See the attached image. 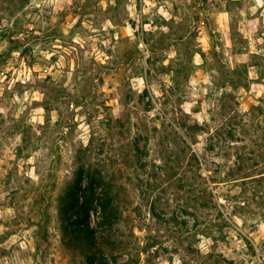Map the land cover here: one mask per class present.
<instances>
[{
	"label": "rangeland",
	"instance_id": "374dc122",
	"mask_svg": "<svg viewBox=\"0 0 264 264\" xmlns=\"http://www.w3.org/2000/svg\"><path fill=\"white\" fill-rule=\"evenodd\" d=\"M0 264H264V0H0Z\"/></svg>",
	"mask_w": 264,
	"mask_h": 264
},
{
	"label": "trees",
	"instance_id": "16d2710c",
	"mask_svg": "<svg viewBox=\"0 0 264 264\" xmlns=\"http://www.w3.org/2000/svg\"><path fill=\"white\" fill-rule=\"evenodd\" d=\"M78 199L74 201V209L77 206ZM103 209L106 212V207L103 205ZM80 210V211H79ZM92 209L88 207H83V209L73 210L72 215H77L79 219L73 220L69 223L68 227L72 229L71 231V244L83 246L85 250L88 251V255L103 253L107 248L110 247L109 237L98 238V233H104V227L107 223L104 220L103 222H98L96 226L90 223ZM80 212V213H79ZM68 217V219H70ZM106 219V217H105ZM103 241L106 243H103ZM112 246V245H111ZM87 255V256H88ZM88 256V257H89Z\"/></svg>",
	"mask_w": 264,
	"mask_h": 264
}]
</instances>
